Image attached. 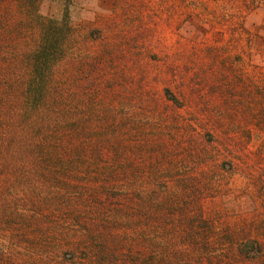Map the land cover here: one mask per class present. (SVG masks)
Returning a JSON list of instances; mask_svg holds the SVG:
<instances>
[{
	"label": "rangeland",
	"instance_id": "374dc122",
	"mask_svg": "<svg viewBox=\"0 0 264 264\" xmlns=\"http://www.w3.org/2000/svg\"><path fill=\"white\" fill-rule=\"evenodd\" d=\"M0 264H264V0H0Z\"/></svg>",
	"mask_w": 264,
	"mask_h": 264
}]
</instances>
